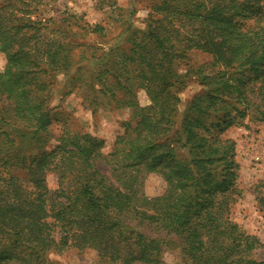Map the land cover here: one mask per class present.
Returning a JSON list of instances; mask_svg holds the SVG:
<instances>
[{"label":"trees","instance_id":"1","mask_svg":"<svg viewBox=\"0 0 264 264\" xmlns=\"http://www.w3.org/2000/svg\"><path fill=\"white\" fill-rule=\"evenodd\" d=\"M41 5L0 0V264H44L46 253L71 248L97 252L101 264H163L168 243L148 237L151 229L177 241L179 264H264L250 258L258 239L231 219L242 193L235 143L210 137L247 117L264 125V0H160L129 49L106 53L100 93L136 122L107 156L104 141L71 130L43 150L51 111L38 95L42 75L68 71L71 55L36 17ZM190 50L212 60L182 74ZM192 75L202 90L178 125L179 94ZM138 90L151 105L139 106ZM48 174L61 200L52 212ZM149 174L166 183L159 197L141 192ZM258 201L264 208L263 194Z\"/></svg>","mask_w":264,"mask_h":264},{"label":"rangeland","instance_id":"2","mask_svg":"<svg viewBox=\"0 0 264 264\" xmlns=\"http://www.w3.org/2000/svg\"><path fill=\"white\" fill-rule=\"evenodd\" d=\"M159 3L160 0H42L36 17L46 23L48 33L60 39L71 55L68 71L42 75V85L39 83V98L51 111V125L48 132L43 134L49 139L44 151H53L61 132L71 130L88 133L104 141L101 153L107 156L112 152L117 138L132 133L136 122H132L131 112L115 108L111 100L100 93L98 72L107 60H112L104 58L110 50L116 46L118 50L129 49L128 38L137 30H145L152 9ZM245 24L256 25L253 20ZM96 27L100 28L98 32L95 31ZM186 56V60L178 64L182 74L187 72L188 67H198L212 60L210 55L197 50L188 51ZM101 60L105 61L102 63ZM6 64L7 56L0 51V72ZM196 78L193 75L188 78L179 94L181 103L175 119L178 125L189 102L202 90ZM136 96L142 108L151 105L144 90H138ZM210 137H221L235 143L239 165L237 185L242 193L232 206L231 219L247 235L259 241V247L250 254V258L264 261V208L258 201V196L264 195V125L247 117L243 125L232 127L223 134L218 129L214 130ZM177 157L185 158L186 152H179ZM97 167L102 175L110 178V168L104 162H98ZM13 173L21 178L27 177L20 170ZM47 185L52 194L49 200L52 212L61 202L55 197L58 191L55 174H48ZM165 190L166 183L158 175L142 176L141 192L144 196L156 198ZM145 234L168 243L162 255L163 264H179L180 252L174 238L152 233V229L145 231ZM56 237L60 238L58 231ZM44 261V264H101L97 252L73 248L62 253H46Z\"/></svg>","mask_w":264,"mask_h":264}]
</instances>
